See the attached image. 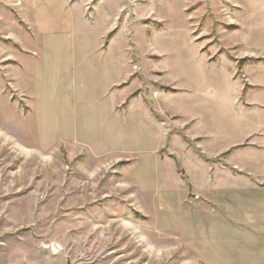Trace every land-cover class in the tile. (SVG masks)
Returning <instances> with one entry per match:
<instances>
[{
  "label": "rangeland",
  "instance_id": "obj_1",
  "mask_svg": "<svg viewBox=\"0 0 264 264\" xmlns=\"http://www.w3.org/2000/svg\"><path fill=\"white\" fill-rule=\"evenodd\" d=\"M59 4L52 2L47 11L58 14ZM107 4L98 3L100 13ZM90 8L89 19L95 12ZM113 20L104 43L117 44V60L131 66L136 93L153 92V101L143 99L152 103L156 132H164L165 143L152 153L137 146L129 154L103 156L89 155L87 147L73 155L64 145L37 144L25 102L13 92L6 71L14 67L10 54L19 46L12 34L0 32V264H204L177 230L183 212L175 209L174 220H163L178 202L144 160L152 154L162 160L159 172L163 161L170 165L182 205L193 214L202 201L215 207L207 193L198 194L202 179L193 176L207 166L236 172L226 160L247 145L241 111L249 93L257 100L264 92V0H117ZM89 33L95 43L98 34ZM24 35L31 37V31ZM160 94L171 98L163 102ZM194 99L197 107L233 112L229 141L208 146L210 134L174 110ZM135 177L157 193L151 213Z\"/></svg>",
  "mask_w": 264,
  "mask_h": 264
},
{
  "label": "crops",
  "instance_id": "obj_2",
  "mask_svg": "<svg viewBox=\"0 0 264 264\" xmlns=\"http://www.w3.org/2000/svg\"><path fill=\"white\" fill-rule=\"evenodd\" d=\"M56 1L60 2L59 13L51 15L47 9ZM102 1L0 0V13L6 11L4 19L0 14V32L12 34L10 38L19 46L17 53L10 54L14 67L6 71L13 92L25 102L37 144L46 148L64 145L73 155L82 147H87L91 156L129 154L137 146L148 147L152 153L156 144L165 143L164 132H156L159 125L152 103L143 99L153 101V92L136 93L131 66L117 60V44L104 43L115 28L117 0H106L108 4L100 13L98 3ZM90 6L95 9L91 19L86 17ZM89 24L94 28L86 29L92 27ZM27 30L31 37L24 35ZM94 30L98 36L92 43L89 32ZM193 86L198 87L195 82ZM254 97L253 92L248 94V106L241 111L247 145L226 160L236 172L207 166L193 176L202 179L198 194L207 193L206 199L215 207L202 201L193 214L182 205L180 184L172 180L178 178L177 173L170 165L163 161L165 169L159 172L156 166L162 160L153 154L144 160L149 174L161 175L162 190L171 192L178 202L177 208L173 204L168 207L170 214L163 220H174L175 209L183 212L178 215L177 230L185 236L186 248L204 264H264V92L258 93L257 100ZM170 98L163 94L161 101L167 103ZM187 104L174 110L193 117L197 129L210 134L208 146L233 137L232 111L197 107L201 104L195 99ZM210 155L206 161L216 156ZM238 162L240 166H234ZM132 182L145 197V210L153 212L151 202L158 203L155 189L144 186L138 177Z\"/></svg>",
  "mask_w": 264,
  "mask_h": 264
},
{
  "label": "water",
  "instance_id": "obj_3",
  "mask_svg": "<svg viewBox=\"0 0 264 264\" xmlns=\"http://www.w3.org/2000/svg\"><path fill=\"white\" fill-rule=\"evenodd\" d=\"M69 264V263H68Z\"/></svg>",
  "mask_w": 264,
  "mask_h": 264
}]
</instances>
